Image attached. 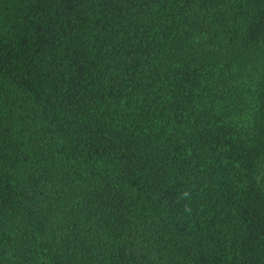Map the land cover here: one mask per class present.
I'll return each mask as SVG.
<instances>
[{
	"label": "trees",
	"instance_id": "obj_1",
	"mask_svg": "<svg viewBox=\"0 0 264 264\" xmlns=\"http://www.w3.org/2000/svg\"><path fill=\"white\" fill-rule=\"evenodd\" d=\"M0 264H264V0H0Z\"/></svg>",
	"mask_w": 264,
	"mask_h": 264
}]
</instances>
